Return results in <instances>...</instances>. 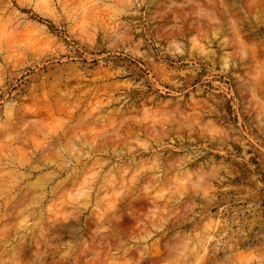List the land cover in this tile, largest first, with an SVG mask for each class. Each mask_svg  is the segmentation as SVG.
I'll use <instances>...</instances> for the list:
<instances>
[{
  "label": "rangeland",
  "instance_id": "1",
  "mask_svg": "<svg viewBox=\"0 0 264 264\" xmlns=\"http://www.w3.org/2000/svg\"><path fill=\"white\" fill-rule=\"evenodd\" d=\"M0 264H264V0H0Z\"/></svg>",
  "mask_w": 264,
  "mask_h": 264
}]
</instances>
